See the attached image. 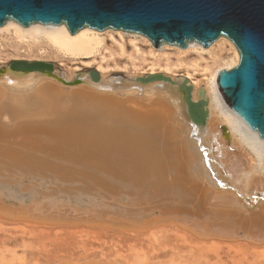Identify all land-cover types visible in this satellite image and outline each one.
I'll return each mask as SVG.
<instances>
[{"label":"bare ground","instance_id":"bare-ground-1","mask_svg":"<svg viewBox=\"0 0 264 264\" xmlns=\"http://www.w3.org/2000/svg\"><path fill=\"white\" fill-rule=\"evenodd\" d=\"M114 31L123 38L121 31L108 29L102 33L89 27L72 35L65 24L46 26L36 23L23 27L8 20L0 27V33L12 32L22 42H44L56 56L69 60L97 57L103 46V35ZM217 41L228 44L234 51L232 58L223 61L224 69L235 68L240 62L237 49L227 38L221 37ZM187 49L205 50L191 42ZM97 70L105 81L109 76L105 74V68L100 65ZM218 72L208 74L209 77L202 82L194 79L193 74L185 75L193 87V101H206V120L196 133H193L183 95L179 91H161L154 84H148L139 92L133 87L136 84L134 74L105 95L104 103L88 99V95L74 89L40 92V81L35 75L15 78L12 84L0 83V99L15 101L8 108L0 109V114L5 115V122L21 118L13 126L0 124V157L37 169L51 167L53 174L62 170L56 163L51 165L50 160L47 161L50 155L73 163L80 161L93 170L107 172L105 179L110 190L119 183L128 189L129 196L139 204L137 209L141 206V212L144 211L143 204L140 205L144 194L158 196L157 199H161L162 192L174 194L192 210L190 213L197 226L214 228L226 237H237L243 232L251 242L264 243V141L225 106L215 86ZM153 74L157 73L151 71L150 75ZM201 88L204 94L200 96ZM136 99L146 100L147 104ZM61 100H68V103ZM40 105L43 107L41 111L36 109ZM39 113L53 117V120L47 124L33 122ZM31 125L34 130L28 128ZM222 125H225V132ZM18 132H24L21 142L6 140L5 136ZM28 134L48 137H27ZM201 146L214 161L216 174L222 176L243 199L234 190L218 187ZM40 154H45L47 160H41L44 155L38 158ZM255 194L260 200L247 205L244 199L249 200ZM140 216L138 214L136 219ZM156 229L160 228L155 227L152 232Z\"/></svg>","mask_w":264,"mask_h":264},{"label":"rangeland","instance_id":"rangeland-1","mask_svg":"<svg viewBox=\"0 0 264 264\" xmlns=\"http://www.w3.org/2000/svg\"><path fill=\"white\" fill-rule=\"evenodd\" d=\"M122 34L123 38L115 31L103 35L101 52L95 58L69 60L56 56L44 42H22L12 32H1L0 64L45 61L70 73L97 70L101 65L106 75L144 76L153 71L176 78L189 73L202 82L212 72L226 68L223 61L234 55L228 44L218 41L208 48L193 41L192 45L205 49L194 51L166 44L156 48L141 35ZM136 100L147 104L146 100ZM4 117L0 115V124L6 126L21 121L17 117L5 122ZM52 120L39 113L32 121L47 124ZM28 128L35 129L33 125ZM22 134L5 138L18 143ZM39 156L47 160L45 154ZM50 157L47 161L61 168L59 174H53L51 167L37 169L0 157V264H264V243L251 242L243 232L226 237L214 228L197 226L192 210L178 196L162 192L157 199L146 193L141 212L122 184L110 190L107 172L94 171L80 161ZM137 213L141 214L138 220ZM155 227L160 229L152 232Z\"/></svg>","mask_w":264,"mask_h":264},{"label":"water","instance_id":"water-1","mask_svg":"<svg viewBox=\"0 0 264 264\" xmlns=\"http://www.w3.org/2000/svg\"><path fill=\"white\" fill-rule=\"evenodd\" d=\"M8 20L23 27L36 23L65 24L72 35L86 27L101 32L112 29L141 35L156 48L167 44L186 49L193 41L208 48L219 38H227L236 47L240 62L233 69L219 70L215 79L217 93L225 106L264 141V0H0V27ZM29 75L37 76L40 92L74 89L101 103L105 95L130 79V76L109 75L103 81L96 69L70 73L56 63L45 61L0 64V83L12 84L15 78ZM134 80L133 87L139 92L148 84L161 91H179L193 133L204 125L206 101H193V87L188 78L174 79L157 73L134 76ZM203 94L201 88L200 96ZM12 104L15 101L10 98L0 99V109ZM222 129L225 132V126ZM200 150L218 187L234 190L216 174L214 161L206 149L201 146ZM258 200L257 194L244 199L247 205Z\"/></svg>","mask_w":264,"mask_h":264}]
</instances>
